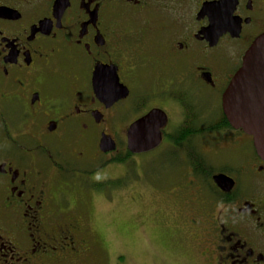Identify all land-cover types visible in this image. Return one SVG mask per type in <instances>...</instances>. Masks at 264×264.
Returning a JSON list of instances; mask_svg holds the SVG:
<instances>
[{"label":"flooded vegetation","instance_id":"obj_1","mask_svg":"<svg viewBox=\"0 0 264 264\" xmlns=\"http://www.w3.org/2000/svg\"><path fill=\"white\" fill-rule=\"evenodd\" d=\"M262 34L264 0H0V264H87L78 161L137 156L128 129L155 110L196 264H264V160L222 108Z\"/></svg>","mask_w":264,"mask_h":264},{"label":"rangeland","instance_id":"obj_2","mask_svg":"<svg viewBox=\"0 0 264 264\" xmlns=\"http://www.w3.org/2000/svg\"><path fill=\"white\" fill-rule=\"evenodd\" d=\"M60 140L59 136L50 139L57 147L53 150H60ZM88 144L91 152L94 141ZM79 146L71 140L65 144L70 151ZM83 148L82 144L79 151ZM163 151L133 156L105 171L100 169L104 159L78 161L79 170L94 173H82L78 189L83 196H77L95 234L87 264H196L198 257L189 248L194 228L181 216L185 191L181 174H176L185 162L174 161ZM105 180L110 185L97 183Z\"/></svg>","mask_w":264,"mask_h":264},{"label":"water","instance_id":"obj_3","mask_svg":"<svg viewBox=\"0 0 264 264\" xmlns=\"http://www.w3.org/2000/svg\"><path fill=\"white\" fill-rule=\"evenodd\" d=\"M222 108L233 128L242 129L252 137L257 154L264 160V34L246 51L240 68L223 93ZM165 121L155 110L132 124L127 132L129 152L140 155L158 148L162 142L160 130ZM115 149L112 138L103 134L100 150L111 152ZM214 182L222 190L233 186V181L224 175L216 176Z\"/></svg>","mask_w":264,"mask_h":264},{"label":"trees","instance_id":"obj_4","mask_svg":"<svg viewBox=\"0 0 264 264\" xmlns=\"http://www.w3.org/2000/svg\"><path fill=\"white\" fill-rule=\"evenodd\" d=\"M119 162H120V163H118V164H123V163H126V159H125V158H123V159H120V160H119Z\"/></svg>","mask_w":264,"mask_h":264}]
</instances>
